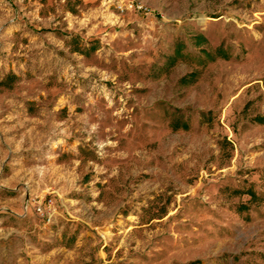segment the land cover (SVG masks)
Here are the masks:
<instances>
[{
  "label": "rangeland",
  "instance_id": "1",
  "mask_svg": "<svg viewBox=\"0 0 264 264\" xmlns=\"http://www.w3.org/2000/svg\"><path fill=\"white\" fill-rule=\"evenodd\" d=\"M0 264H264V0H0Z\"/></svg>",
  "mask_w": 264,
  "mask_h": 264
},
{
  "label": "built area",
  "instance_id": "2",
  "mask_svg": "<svg viewBox=\"0 0 264 264\" xmlns=\"http://www.w3.org/2000/svg\"><path fill=\"white\" fill-rule=\"evenodd\" d=\"M51 202H52V201H51ZM38 211H39V212H42V206H41V205L38 207Z\"/></svg>",
  "mask_w": 264,
  "mask_h": 264
}]
</instances>
